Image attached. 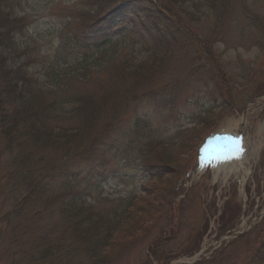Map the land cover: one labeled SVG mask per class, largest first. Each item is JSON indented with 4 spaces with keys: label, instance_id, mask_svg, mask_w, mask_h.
<instances>
[{
    "label": "rangeland",
    "instance_id": "374dc122",
    "mask_svg": "<svg viewBox=\"0 0 264 264\" xmlns=\"http://www.w3.org/2000/svg\"><path fill=\"white\" fill-rule=\"evenodd\" d=\"M143 1L9 0L6 8L25 18L24 32L15 35L17 49H25V56L37 55L36 63H46L64 28L75 32L85 17L123 6L109 37L132 61L149 64L151 76L140 83V94L128 104L91 164L92 184L99 186L90 190L88 202L103 209L126 198L134 204L130 209L134 234L116 237L119 244L111 252V264H194L216 254L219 259L212 264H244L250 249L264 238L257 235L264 227V0H179L170 13L182 15L181 24L195 36L184 32L177 48L165 46L166 50L158 42L166 25L139 11ZM125 7L132 17L119 14ZM187 13H193V19ZM6 55L10 66L20 63L13 53ZM36 63L30 70L40 69ZM135 119L146 125V134L172 139L166 155H171L173 172L159 184L148 180L133 151L126 153ZM230 119L248 135L249 153L239 167L248 173L225 178L211 172L197 174L196 145L208 132L227 127ZM255 142L263 143L259 156L252 151ZM1 172L4 176L5 169ZM4 183L2 177L0 264H13V254L24 247L22 234L33 239L56 217L42 212V222L36 223L25 214L7 224L4 215L12 202ZM148 190L154 192L144 194ZM153 245L160 254L156 260L150 253Z\"/></svg>",
    "mask_w": 264,
    "mask_h": 264
},
{
    "label": "trees",
    "instance_id": "16d2710c",
    "mask_svg": "<svg viewBox=\"0 0 264 264\" xmlns=\"http://www.w3.org/2000/svg\"><path fill=\"white\" fill-rule=\"evenodd\" d=\"M8 1L0 0V179L4 178V191L12 202L4 218L9 224L25 214L36 223L42 222V212L56 217L33 239L22 234L24 247H18L17 256L13 254V264H111V252L119 244L116 237L134 234L130 223L134 204L126 198L124 203L103 209L88 202L90 190L99 186L92 184L91 164L128 104L140 94V83L151 76L149 64L132 61L109 37L123 6L85 17L75 32L69 31L72 27L67 32L64 28L59 46L46 63H36L37 55L25 56V49H17L15 35L24 32L25 18L7 10ZM177 2L144 0L138 8L166 25L164 41L158 38L165 50V46L177 48L184 32L195 36L181 24L182 15L170 13ZM192 5L197 9L198 3ZM124 9L119 13L122 17L133 16ZM186 15L193 19V13ZM6 51L20 63L10 66ZM32 62L39 63L40 69L30 70ZM144 129L139 119L132 122L125 150L127 155L136 154L142 172L156 185L173 172L171 155H166L173 142L146 134ZM263 229L257 235L264 234ZM150 253L155 260L160 258L157 246ZM215 259L218 254L194 264H212ZM244 264H264V238L250 249Z\"/></svg>",
    "mask_w": 264,
    "mask_h": 264
},
{
    "label": "bare ground",
    "instance_id": "6f19581e",
    "mask_svg": "<svg viewBox=\"0 0 264 264\" xmlns=\"http://www.w3.org/2000/svg\"><path fill=\"white\" fill-rule=\"evenodd\" d=\"M228 122H229L228 123L229 126L227 128H237L239 126L235 120L230 119ZM244 145H245V143H244ZM254 146L256 147V153L259 156V154L262 151L263 143L259 142L257 145H254ZM246 153L247 152H245V154L243 155V158L246 155ZM195 155H196V149H195L194 156ZM242 159L239 162H231L229 164H225L223 166L217 167V169L213 171L214 176H221L222 178H225V177L233 175V174L242 173V175L245 177V175L248 172L245 171V169H243V168H239L241 166H238V165H241Z\"/></svg>",
    "mask_w": 264,
    "mask_h": 264
},
{
    "label": "snow or ice",
    "instance_id": "6c2138e0",
    "mask_svg": "<svg viewBox=\"0 0 264 264\" xmlns=\"http://www.w3.org/2000/svg\"><path fill=\"white\" fill-rule=\"evenodd\" d=\"M238 141H239V138H238ZM238 151L242 152L243 149L238 147Z\"/></svg>",
    "mask_w": 264,
    "mask_h": 264
}]
</instances>
